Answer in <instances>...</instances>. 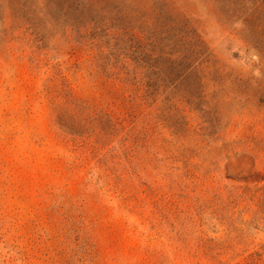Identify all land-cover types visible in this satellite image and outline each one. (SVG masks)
Segmentation results:
<instances>
[{
  "label": "rangeland",
  "instance_id": "rangeland-1",
  "mask_svg": "<svg viewBox=\"0 0 264 264\" xmlns=\"http://www.w3.org/2000/svg\"><path fill=\"white\" fill-rule=\"evenodd\" d=\"M0 264H264V0H0Z\"/></svg>",
  "mask_w": 264,
  "mask_h": 264
},
{
  "label": "trees",
  "instance_id": "trees-1",
  "mask_svg": "<svg viewBox=\"0 0 264 264\" xmlns=\"http://www.w3.org/2000/svg\"><path fill=\"white\" fill-rule=\"evenodd\" d=\"M59 121H62V120H59ZM63 123L61 122V125L66 128V126H64L65 124H63ZM113 128H115L114 123L110 122V126H109L107 131L110 132ZM67 129H69V131H70V128H67Z\"/></svg>",
  "mask_w": 264,
  "mask_h": 264
}]
</instances>
